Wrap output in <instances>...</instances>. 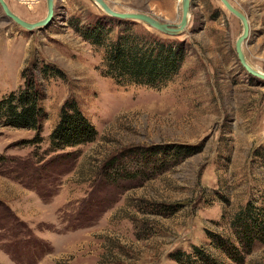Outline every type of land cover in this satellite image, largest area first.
<instances>
[{"label": "rangeland", "instance_id": "rangeland-1", "mask_svg": "<svg viewBox=\"0 0 264 264\" xmlns=\"http://www.w3.org/2000/svg\"><path fill=\"white\" fill-rule=\"evenodd\" d=\"M104 1L171 26L181 20V0ZM227 1L247 19V63L264 74V0ZM4 2L28 23L47 13L46 0ZM105 18L113 34L127 25L139 37L177 42L184 56L176 76L158 90L101 76L102 51L80 33L108 25ZM242 31L219 0H190L176 37L119 22L92 0H54L52 21L32 34L0 7V100L22 88L32 66L45 112L38 135L0 127V264H177L171 256L193 245L223 264H264L263 243L236 262L208 236L231 235L230 219L245 203L264 208V82L238 62ZM45 67L60 74L44 78ZM67 100L97 136L53 151L49 134ZM148 148L162 152L157 160L138 157Z\"/></svg>", "mask_w": 264, "mask_h": 264}, {"label": "trees", "instance_id": "trees-1", "mask_svg": "<svg viewBox=\"0 0 264 264\" xmlns=\"http://www.w3.org/2000/svg\"><path fill=\"white\" fill-rule=\"evenodd\" d=\"M105 19L109 22L108 25L100 22L93 24L90 30L80 33L86 41L102 51L99 69L101 76L120 87L156 90L176 76L184 56V50H181L177 42L170 40L161 43V40L155 36L150 39L139 37L134 29H130L127 25L113 34V21ZM31 61H34V58ZM32 70L31 66L25 71L26 76L21 89L9 93L0 100V127L33 130L37 135L41 131V120L45 118V112L39 102L43 93L39 89L41 84L31 75ZM43 71L40 74L44 78L46 75L52 77L60 74L50 67H45ZM96 136L94 127L76 104L67 100L60 109L58 121L49 134L50 149L61 151L91 143ZM33 143H38V140L35 138ZM176 148L178 155L186 151L189 154L188 148ZM155 149L148 148L138 157L147 161L157 160L155 156L162 152ZM116 165L117 159H113L104 168V173L112 171ZM151 165L156 166L158 163ZM128 175L125 174L123 177L131 179V174ZM258 207L253 203H245L230 219L231 235L224 237L208 232L209 243L230 260L242 261L256 244H264V208ZM171 257L177 264H223L211 256L205 246L200 245H193L189 252L176 251Z\"/></svg>", "mask_w": 264, "mask_h": 264}, {"label": "water", "instance_id": "water-1", "mask_svg": "<svg viewBox=\"0 0 264 264\" xmlns=\"http://www.w3.org/2000/svg\"><path fill=\"white\" fill-rule=\"evenodd\" d=\"M96 5H98L102 11L110 18L116 19L119 22L131 21V22H141L151 29L157 31L160 34L176 37L183 34L186 31V27L189 20V9H190V0H181V20L176 26H171L167 23H164L160 20H157L147 14L142 13H119L111 9V7L104 0H92ZM224 9L237 18L241 24L243 31L241 35L237 38L235 43V52L237 55L238 62L246 73L262 82H264V74L253 67H251L243 54L242 45L247 40L249 36V26L245 16L236 10L227 0H219ZM0 7L3 11L5 18L8 21H11L16 26L25 29L29 33L34 31H40L46 28L53 19L54 16V0H46V16L43 20L36 23H28L21 20L18 16L13 14L4 0H0Z\"/></svg>", "mask_w": 264, "mask_h": 264}]
</instances>
